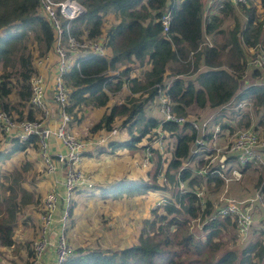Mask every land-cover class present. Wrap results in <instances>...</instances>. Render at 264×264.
Returning a JSON list of instances; mask_svg holds the SVG:
<instances>
[{
	"label": "trees",
	"instance_id": "trees-1",
	"mask_svg": "<svg viewBox=\"0 0 264 264\" xmlns=\"http://www.w3.org/2000/svg\"><path fill=\"white\" fill-rule=\"evenodd\" d=\"M77 1L84 6L85 12L73 20L71 32L78 36L81 29H85L87 36L105 38V49L110 50V55L107 56L105 51L87 54L63 73V83L68 90L65 110L71 114L72 121H79L83 116L82 106H105L108 93L118 91L126 82L130 94L121 102L113 101L90 130H108L112 120L120 117V125L125 127L128 138L112 146L134 148L144 137L143 147H149V159L153 157L154 162L152 178L161 172L169 186L176 184V187L162 203L161 211L155 207L150 209L152 216L143 220L135 242L111 249L76 246L60 264H264V236L246 239V244L239 250L234 245L224 248L223 231L233 227L235 232L234 218L230 215L209 218L215 213L211 199L204 198L203 194L200 210V198L189 190L194 184L201 185L198 175L181 164L189 156L190 143L196 136L195 128L187 120L180 124L162 121V117L158 119L143 112L145 103L157 98L159 90L166 84L165 76H170L164 92L176 115L185 116L186 108L191 104L221 106L220 114L214 116L215 120H221L223 106L231 100L234 105L249 102L254 114L243 112L236 125L248 126L251 115L260 110L257 123L264 128V82L250 83L238 89L246 60L259 48L264 49V0H247L236 6L225 0L210 13L204 24L201 0ZM36 4L37 0H0V109L6 111L11 106L2 98L7 99L9 92L14 93L21 106L29 94L28 77L33 63L27 43L35 44L38 56L51 52L52 29L36 12ZM165 8L170 9L171 18L167 30L163 31L159 16ZM259 10L263 12L261 15ZM238 11L243 16L242 21H239ZM109 15L113 21L107 23ZM226 19L232 22L223 25ZM205 34L213 35L210 45H200ZM247 47L253 48L252 53ZM132 61L139 66L146 62L148 68L142 69L139 76L130 77L128 71ZM115 68H118L117 75L109 73ZM260 70L252 67L249 73L256 77ZM10 76L14 78L12 82ZM20 117L21 113L17 118ZM24 117L32 118L33 115L28 110ZM158 123L162 131L175 138L164 168L160 159L164 148L159 151L147 145L153 139V130ZM257 123L253 124V129ZM220 126L233 128L227 122H221ZM208 136V133L203 134L202 139L206 141ZM31 143L37 147L36 135H29L22 141L13 136L11 146L0 150V159ZM2 177L10 181L3 185L8 193L0 197V245L7 247L14 244L13 224L19 208L14 201L13 184H17L20 174L11 170ZM201 178L206 189L208 184L209 192H215L222 185L217 172L207 171ZM179 180L184 181L187 190L178 188L176 182ZM160 186L167 187L162 183L146 185L147 189ZM258 186L264 192V177L259 178ZM71 202L67 207L68 216ZM195 217L205 221L202 236H197L190 228V219Z\"/></svg>",
	"mask_w": 264,
	"mask_h": 264
},
{
	"label": "built area",
	"instance_id": "built-area-1",
	"mask_svg": "<svg viewBox=\"0 0 264 264\" xmlns=\"http://www.w3.org/2000/svg\"><path fill=\"white\" fill-rule=\"evenodd\" d=\"M225 0H207V13L202 10V23L208 21L210 11L209 7H219ZM233 5L238 3H245L247 0H227ZM36 12L41 14L49 23L52 29V44L51 51L54 54V59L47 69L51 72V89H52V101L56 104V113L58 115V123L54 126H48L44 123L49 118V106L48 100L45 98V89L48 84L47 77L38 69L42 59H46L47 54L43 56L35 57L33 60V69L28 77L29 94L26 99L28 107L37 112L36 117L22 119L14 118L6 110L0 109V130L3 132H9L12 136L16 137L18 141L27 139L29 135H36V145L39 157L44 163V171L46 173H52L57 169L59 164L62 165V177L58 180L55 179L57 187L49 189L43 199L41 210L39 211V227L37 235L31 241V253L29 257L30 264H44L47 246L52 247V260L50 264H60L67 254L71 252L72 247L67 241L65 234V217L67 215V207L70 202V193L76 189L88 190L92 186L90 176L81 168L82 147L84 139L72 129L69 124L71 121L70 114L65 110L67 100V87L63 83V73L68 70L72 63H77L80 57L87 54H103L105 51V38L96 36H87L86 30L81 29L78 36L71 31L73 20L84 14V6L77 0H37L35 6ZM171 13L169 8L163 9L159 16V21L163 31L167 30ZM210 45V40L206 39L200 43ZM199 45V46H200ZM252 67L264 68V49L259 48L258 51L246 60V70ZM110 72V70H109ZM243 72V73H244ZM168 86L166 83L162 89L159 90L157 95V105L161 112V120L174 121L176 123H182L185 121L183 115H176L171 110V101L165 94L164 90ZM242 102L241 104H243ZM240 104V105H241ZM190 125L195 130H200V135L195 136L192 142V149L189 148L191 153L198 151L200 148L207 149H219L225 148L226 145L217 147L211 145L218 136L219 132L224 127H221L218 122L208 125V120H204L200 127L194 122L189 120ZM207 126L209 129L207 130ZM15 130V132H14ZM115 129L112 128L111 131ZM224 130V129H223ZM228 130V128H225ZM204 131L209 134L206 141L202 139ZM156 136L153 140H158L161 134L160 124L155 126ZM232 137L228 141L227 151L220 152L216 162L218 165L207 170V167L202 171L204 174L207 171H214L222 178L224 186L231 181L237 180L241 176V171L234 167V163H245L256 160L264 168V135L260 137L257 131L252 126L238 127L231 132ZM49 136L54 137L62 145V151H56L55 158L51 156L49 150ZM157 148L162 151L164 144L159 140L157 142ZM148 146L151 147V142H148ZM207 146V147H205ZM145 156L144 160H147L150 156L149 147H144ZM230 157V160L225 159V154ZM215 157L218 152L214 153ZM222 156V157H221ZM227 157V158H228ZM57 160L58 164L54 162ZM226 160V161H225ZM211 166V165H210ZM219 166V168H217ZM201 169L197 170L200 172ZM61 186V187H60ZM60 187V188H59ZM64 188V196H61L59 190ZM178 188L187 190L184 181H178ZM192 190L199 198V208L202 210L203 204V188L201 186H192ZM223 189L220 194L219 205L215 206L214 214H211L209 218L214 216L230 215L235 220L237 234L242 237L250 228L252 223L250 206L240 204L232 197L223 195ZM258 192V189H257ZM257 195V194H256ZM61 199V206L63 208V215L55 220L53 219V212L56 208L57 199ZM58 207V210L62 208ZM264 207V204H263Z\"/></svg>",
	"mask_w": 264,
	"mask_h": 264
},
{
	"label": "crops",
	"instance_id": "crops-1",
	"mask_svg": "<svg viewBox=\"0 0 264 264\" xmlns=\"http://www.w3.org/2000/svg\"><path fill=\"white\" fill-rule=\"evenodd\" d=\"M202 1V10L203 12L206 11L207 13V0H201ZM215 9L214 5L209 7V13H211ZM113 21V17L111 15L108 16V23ZM206 35V39L212 40L213 35ZM247 50H252L251 47H247ZM106 55H110V50L105 49ZM54 59L53 52H48L46 59H42V61L39 64L38 69L47 77L48 84L45 89V98L48 100V106H49V118L44 121L45 124L48 126L54 127L58 123V115L56 113V104L52 101V89H51V72L50 69H47V66L51 65V62ZM47 65V66H46ZM129 71L128 75L131 76H139L142 69L148 68V64L144 62L142 65L139 66L137 62L132 61L129 63ZM260 72L258 76L254 77L249 72V70H246L243 75L241 76V79L239 80L238 89L242 88L243 86L250 84V83H259L264 82V69L260 68ZM111 74L117 75L118 74V68L110 70ZM166 83L170 81V76H165ZM123 91H126L125 94L129 95L130 92L126 86V82H124L120 89L114 93L109 92L108 93V99L105 103L106 107L105 111H107L108 106L113 102H120L122 101L123 95L121 96L120 93ZM14 94V93H13ZM11 95V92H9L7 99L2 98V101L5 100L9 102V105L11 106L10 109H13V112L15 114L12 115H19L21 113V117L18 119H22L24 115L29 110L33 117H36L38 114L35 110L28 107L27 103L25 102L23 107H20V105H17V103L13 100L17 101V98L15 95L9 97ZM126 95V96H127ZM240 105V104H239ZM238 105V106H239ZM16 107V109H15ZM221 106L218 107H210V106H203L198 107L194 104L189 105L186 108V115L185 120L189 121L191 119L200 118L208 120V124L218 122L219 125L222 122L221 120H215L214 116L218 115L219 110ZM102 107H96L94 108L89 114L84 116V110L82 109L83 116L80 118L79 121H72L71 122V128L76 130L77 133L81 136L84 134L86 136L84 139V144L82 147V157H81V168L90 176V179L92 181V186L88 190H82V189H76L78 192V196L76 199V205H73V208L71 207L72 211H74L77 215L82 217L86 222L89 223L91 229L88 230L85 234V241H79L77 240V235L75 233H70L68 236H66L67 241L69 244H72L73 247L75 246H81V247H89L93 246L95 242L102 241V244L104 247L109 246V248H120L123 246H127L130 243H133L136 241V236L139 234V231L143 227V223H139L138 221L133 220L134 215L141 214L143 218H150V209L152 208V205L154 202L159 200L161 197V192L163 190H160V193H158L157 189L146 190L144 193H140L136 195V198H141V204L134 205L132 207H127L126 203L129 200L127 196L119 197L117 199H105L106 197L102 198L103 193H107V187L111 184L117 183L122 179H139L142 181H146V185L148 184V179H151V183H156L157 175H155V178H152V172L151 167H154L153 157L148 158L147 160H144L145 156V150H144V143L146 142L145 138L143 137L139 142L136 143L135 147L133 149H127V147H114L112 144L118 143L121 141H124L128 138V134L125 130V127H122L119 125V127L116 126L117 121L121 120L120 117H115L111 122V128L108 130H105L103 128H98L95 130H90V126L95 123L99 118L94 119L96 115H99L97 113L98 109H101ZM225 108V105H224ZM21 110V111H20ZM143 112L145 115L153 116L155 118L160 119L162 117L161 112L157 105V100L154 98L153 100L147 101L143 107ZM222 119H226L225 122H227L229 125H233L232 123V117L230 113H227L226 111H222ZM16 116V118H17ZM251 115V120L253 118L254 123H257L259 115ZM230 119H228V118ZM26 118V117H25ZM229 120V121H228ZM224 121V120H223ZM231 122V123H230ZM251 122V121H250ZM253 123V124H254ZM253 124L251 126H253ZM242 126V125H237ZM259 124L257 125V128H259ZM231 127V126H230ZM234 127V125L232 126ZM261 127V126H260ZM114 128V131H111V129ZM225 128L224 127V131ZM209 129V126H207V130ZM161 130V127H160ZM257 130V129H256ZM230 130L228 128V132ZM15 132V130H14ZM154 137L156 136L155 128L153 130ZM197 135H200V130L196 131ZM204 134H207L204 131ZM224 136V135H223ZM223 136L217 138V142L222 143ZM11 133L3 132L0 130V138L3 140H0L1 144L3 145L2 149L0 150H7L11 146ZM153 137V138H154ZM5 140V142H4ZM49 150L51 151V156L55 158V154H53L56 151H62V145L59 143L57 139L54 137L49 136ZM161 140V142L165 145L167 144V141L169 145L171 146V150L173 149V146L175 144V138L171 134H169L166 131L161 130V134L159 135L158 140H151V147L155 149L157 148V142ZM172 141V143H171ZM28 146V145H27ZM26 149V146L23 148V150ZM22 150V149H21ZM16 151V150H15ZM13 151V152H15ZM11 152L8 156L10 157ZM37 157L40 161V164L43 166L44 169V163L42 159L38 155ZM189 156L190 151H189ZM188 156V157H189ZM6 157L2 158L4 160V164H7L8 159ZM150 157V156H149ZM195 158V157H194ZM162 167L165 165V162L161 160ZM192 163V162H191ZM189 163V164H191ZM62 165L59 164L57 166V169L53 171L52 173H46L44 171V175L46 176L45 183H43V186L46 190V192L51 189L57 187L58 184H55V179H60L62 177V171H61ZM164 168V167H163ZM154 170V168H153ZM162 171V170H161ZM161 173V172H160ZM162 174V173H161ZM150 177V178H149ZM159 184V183H158ZM178 184V182H177ZM228 184V183H227ZM225 186V195L232 197L236 201H239L240 204L250 206L251 211V219L252 223L250 225V228H253L250 232L247 231V233L240 237V239H250L255 240L256 238H259L261 236H264V192L260 191L259 193H256L253 196L243 195L240 191L236 188V193L231 194L228 191V186ZM61 187V186H60ZM59 187V188H60ZM222 191V186L219 187L218 192L220 193ZM46 194V193H45ZM91 194V195H88ZM102 198V199H101ZM74 200V199H73ZM256 201H259L256 202ZM74 202V201H73ZM119 204L120 207H117ZM216 206V205H214ZM96 209V211H95ZM37 210V208H36ZM99 212V215L97 218L100 217V220L103 219V221L100 223H95L93 225L94 221L91 219H94L96 216V213ZM37 217V213H36ZM91 217V218H89ZM107 217L110 219L109 225L106 226L105 221ZM38 222H39V213H38ZM73 223L71 225L69 224V227H72ZM98 226V227H97ZM104 226V227H102ZM141 226V227H140ZM255 230V231H254ZM98 231V232H97ZM136 231L138 233L136 234ZM136 234V235H135ZM235 234L239 237V235ZM98 243V242H97ZM99 244V243H98ZM10 247V246H8ZM52 260L51 250L48 249L46 251L44 264H50V261Z\"/></svg>",
	"mask_w": 264,
	"mask_h": 264
},
{
	"label": "rangeland",
	"instance_id": "rangeland-1",
	"mask_svg": "<svg viewBox=\"0 0 264 264\" xmlns=\"http://www.w3.org/2000/svg\"><path fill=\"white\" fill-rule=\"evenodd\" d=\"M236 13H237V16L239 18V21H242L243 20L242 14L239 11ZM259 13L261 15L263 12H261V10H259ZM231 22L232 21L230 19H226V20H224L223 25L230 24ZM27 45L31 49V53H32L31 59H32V63H33L34 58L38 57L39 52L36 51L35 44L28 42ZM37 52H38V54H37ZM249 52L252 53V50H250ZM41 56H43V55H41ZM250 57L248 59H250ZM10 80H11V82L14 80L13 76H10ZM125 92L126 91H123L122 93H120L121 96L123 95L122 101H123V99H125L126 95L128 94V93L125 94ZM13 95H14L13 92H11V95L9 97H11ZM13 100L17 103L15 98ZM17 105H19V104H17ZM23 106L20 105V107H23ZM101 107L102 108L98 109V111H97V113L100 112L99 115H96L94 117V119L99 118L100 115L102 114V112L105 111L106 107H104V106H101ZM94 108L95 107H92L89 105L82 106V109H85L84 112H86V113H84V116L89 114ZM15 109H16V107H15ZM224 111L231 114L232 119H230L228 117H226V118L232 120V124L234 125V127L232 128V131L238 127L251 126L254 123V120L252 118V120L248 126H237L236 125V120L240 116L242 117L243 112L247 111V112H250L251 114H254V110H253V108L249 102H245V103L238 106V105H234L232 100H231V102H229L225 105ZM7 112H9V114H11V115L15 114L13 112V109L7 110ZM219 114H220V112H219ZM259 114H260V110L256 111V116ZM12 116L14 118H16L17 115H12ZM70 116H71V114H70ZM192 120H194V122L197 124V126L200 127L201 123L204 120H206V118L200 119V118L196 117L195 119H192ZM221 121L225 122L226 119H222V117H221ZM242 121L244 122L245 118H243ZM71 122H72V118H71V121L69 124L70 126H71ZM120 123H121V120L120 121L118 120L116 126L119 127ZM257 124H259V123H257ZM208 125H210V124H208ZM259 125H261V124H259ZM254 130L257 131V133L259 134L260 137H263L264 128H261L259 126V128L256 127V128H254ZM86 136H87V134H86ZM86 136L84 134L81 135V137H83V138H85ZM220 136L221 137L223 136L222 143L217 142V138ZM231 137H232L231 131L228 132V130L224 131L222 129V131L219 132L218 136H216L213 143L210 145H207V146L211 147V145H215L217 147H220L223 144V145H226L225 148L219 149L218 151H216V149L205 150V148H203V149L200 148L196 152H193V153L190 152L191 155L182 160L181 164L184 167L191 168V171L193 173H195L196 175H198L197 177H198L199 183H201V185L194 184L195 187H199V186H202V188L204 187L202 185L203 178H201L204 175V171H202V169L204 170L207 167V170H209L212 167L218 165L216 162V159H217V157H219L220 152H226L227 151V144H228V141L230 140ZM0 140H3V139L0 138ZM4 142H5V140H4ZM171 143H172V141H171ZM207 146H205V147H207ZM2 147H3V145L0 142V149H2ZM190 147L192 149V147H193L192 142L190 143ZM163 148H164L163 157L161 156L160 159L165 162L166 159L169 157V152L171 150V146L169 145L168 141H167V144L165 143ZM36 149H37V147L33 146V143H31V144H28V146H26V149H24V150L23 149L22 150L17 149L15 152H13L11 154V156L9 158L6 157V159H8L7 164H4L3 163L4 160L0 159V197H2L8 193V189H4L3 185L10 182L9 180L3 179L4 177H2V175L7 174L11 170H15L20 174V177L17 180V184L16 185L13 184V186H14V201L17 202V205L19 208L18 209L19 211L17 210L15 212L16 221L13 224V226L15 225L14 226V232H13L14 244L11 245L10 247H8V246L4 247V246L0 245V264H24L25 262H29L30 254H28L27 251H30V253H31V248H30L31 245L30 244H31L32 239H34V237L37 235V231H38V227H39L38 213L41 210L43 199H44V196H45V193L47 190V189L45 190L46 187L44 188V186H43V183H45L46 176L44 175L43 166L40 164V161L37 157ZM127 149H133V147L127 148ZM215 152H218L216 157L214 156ZM225 157H226L225 159H227L228 155L225 154ZM54 162H56V164H58L57 160H54ZM189 163H191V164H189ZM247 163H248L247 166H244L243 163H234L233 164L234 167L238 168L241 171V176L237 180H231L228 182L227 186H228L229 193L235 194L236 188L243 195H248V196H253L255 193L257 194L260 192V188H259L258 184H259V178L261 176L264 177V168L256 160H253V161H250ZM199 169H201V171L197 172V170H199ZM151 171H153V167H151ZM171 171H176V170L172 169ZM156 178L158 180L155 183L156 185L159 186L158 183H162V184H164V186L165 185L167 186V187H165V189H163V187H161V186L154 188V190L155 189L158 190V193H160V190H163V192L160 193L162 198H160L159 200L154 202V204L152 205V208L155 207V208H157L158 211H161L162 210V207H161L162 203L167 199V197H169L172 194V192L174 191V189L176 187V184L174 186H169L168 182L164 179L165 177L161 173H158ZM149 182H151V179H148L147 185H151ZM221 186H222V190L225 189L223 181H222ZM257 189H258V192H257ZM146 190H151V188L147 189L146 181H142L139 179H122L117 183L109 185L107 187V193H103L102 198L106 197L105 199H110V198L117 199L119 197L127 196L129 198V200L127 201L126 205H127V207L130 208L134 205H138V204L142 203L141 198H136V195H138L140 193H144V192H146ZM217 192H218V190H216L215 192H209L208 184H207V189H206V187L203 188L204 198L211 199V206L213 208L215 207L214 205L217 206L222 201V200H220L221 194L217 193ZM59 193L61 196H64V188L60 189ZM224 193H225V190H224ZM88 195H91V194H88ZM223 195H225V194H223ZM22 196H23V199L20 200V197H22ZM77 196H78V192L76 190H73L70 193L69 200L70 201L72 200V202H71L72 208H73V205H76ZM256 202L259 203V201H256ZM120 205L121 204H119L117 207H120ZM59 206H61V199L60 198H58L56 201V208L53 212V219L54 220L59 217V211H60V216L63 215V212H64L63 208L65 206H63V207L61 206L62 208H60L58 210ZM36 208H37V210H36ZM95 211H96V209H95ZM36 213H37V217H36ZM98 215H99V212L96 213V216L94 219H91L94 221L93 225H95V223L101 224V222L103 221V219L100 220V217L97 218ZM69 216H70V222H69ZM69 216L66 215L65 222H64L66 236H68V234H70L72 232V233L78 234L77 237L80 236L79 238H77V240L85 241V239H84L85 235H86L85 233L91 229L89 223L86 222L82 217L77 215L74 211H72V209L70 211ZM89 218H91V217H89ZM144 219H146V218H143V216L141 214H138L137 216L134 215V217H133V220L138 221L139 223H143ZM104 221H105L106 226H110L109 225L110 219L108 217ZM204 222H205L204 219H201L199 217H195V218L190 219V228L192 229V231L197 236L203 235L204 230L202 229V224ZM71 223H73V226L69 227V224L71 225ZM102 227H104V226H102ZM137 233H138V231H136V234ZM137 236H136V239H137ZM223 239H224L223 240L224 248L231 246V245H234L235 249L239 250L240 247H242L243 245L246 244L245 239H240V236L238 237L235 234L233 227H230V229L223 231ZM97 242H95L94 245L90 246V247L91 248H102V249L109 248V246L104 247L103 245H100V244H102V241H97ZM70 246L73 248L72 244H70ZM48 249H50L52 252L51 246L48 245L47 250Z\"/></svg>",
	"mask_w": 264,
	"mask_h": 264
}]
</instances>
